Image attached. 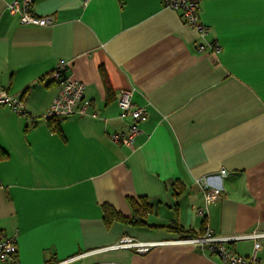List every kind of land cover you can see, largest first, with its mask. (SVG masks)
<instances>
[{
	"label": "crops",
	"instance_id": "0c3cea01",
	"mask_svg": "<svg viewBox=\"0 0 264 264\" xmlns=\"http://www.w3.org/2000/svg\"><path fill=\"white\" fill-rule=\"evenodd\" d=\"M12 1L0 0V88L30 115L0 106V237L18 234L15 264H220L182 234L264 231V0H200L205 38L165 0H34L50 26L22 24ZM205 41L221 51L199 52ZM61 60L90 105L56 122L44 115ZM123 90L148 111L134 150L111 138L129 127ZM203 176L225 191L206 217ZM125 236L164 243L107 249ZM229 246L254 252L251 239Z\"/></svg>",
	"mask_w": 264,
	"mask_h": 264
},
{
	"label": "built area",
	"instance_id": "2783aa9c",
	"mask_svg": "<svg viewBox=\"0 0 264 264\" xmlns=\"http://www.w3.org/2000/svg\"><path fill=\"white\" fill-rule=\"evenodd\" d=\"M88 0H85L87 3ZM168 8L181 11L183 20L190 26L195 27L200 36L205 38L208 27L200 22L201 5L200 0H165ZM34 0H14L9 3L8 9L13 15H19L20 22L26 25L50 26L54 24V15H39L33 10ZM211 50L213 53L221 51V45L214 41H205L198 45L199 52ZM68 62L61 60L56 68L48 74L52 82L57 83L59 91L53 98L44 117L48 120H64L70 115H86L90 102L85 97L86 84L74 79L66 74ZM0 106H7L16 114L28 118L29 112L26 109L23 99L17 95H11L6 90L0 88ZM121 109L120 116L129 121V127L123 132L111 134L113 142L127 146L129 149L136 148L135 139L141 132L140 124L148 119V111L145 107L136 106L132 100V91L123 90L119 99ZM95 115V114H94ZM224 177L226 169L220 171ZM198 183L204 195V206L198 208L197 212L201 216L208 215V208L211 204L221 200L225 194L222 186L214 185L209 176L199 178ZM18 234L8 237H0V264H15L17 254ZM251 239L254 241V252L251 256H242L234 248L229 246L231 242ZM264 231H256L239 236H222L206 229L204 234L194 237H186L180 242L190 243L198 247H208L212 252L220 256V264H264V258L258 256V252L264 250ZM161 241H141L125 236L107 249H131L138 253H147L152 248L163 244ZM86 255L81 254L79 257ZM73 259V258H72ZM67 261V260H66ZM66 261L57 264H64Z\"/></svg>",
	"mask_w": 264,
	"mask_h": 264
},
{
	"label": "trees",
	"instance_id": "16d2710c",
	"mask_svg": "<svg viewBox=\"0 0 264 264\" xmlns=\"http://www.w3.org/2000/svg\"><path fill=\"white\" fill-rule=\"evenodd\" d=\"M52 120L56 121V122H59V120H57V119H52ZM55 130L58 131L59 127L57 126ZM7 156H8L7 152L0 146V162L5 160L7 158ZM131 203H132V206L134 207V209L136 211H139L137 213V215L134 217V220L132 221V223H134V224H145L146 222L142 218V213L147 210L146 207L143 206V205L137 206L133 202V200H131ZM103 209H104L105 217H106V220L108 221V223H110L113 218L118 217L116 212L114 211V209H112L110 206L106 205V206L103 207ZM177 230H179L182 233V230H180L178 228H177ZM194 236H199V235H196V234H193V233H190V232H188L186 234H182V237H194Z\"/></svg>",
	"mask_w": 264,
	"mask_h": 264
}]
</instances>
